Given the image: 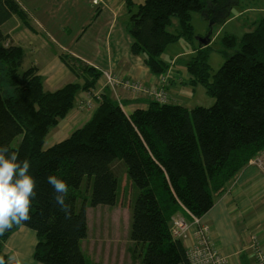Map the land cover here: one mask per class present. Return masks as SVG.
<instances>
[{
  "label": "trees",
  "instance_id": "1",
  "mask_svg": "<svg viewBox=\"0 0 264 264\" xmlns=\"http://www.w3.org/2000/svg\"><path fill=\"white\" fill-rule=\"evenodd\" d=\"M124 1L120 20L133 39L131 51L143 57L152 74L163 75L170 67L160 57L167 44L193 38L191 12H202L210 23H219L237 0ZM14 16L25 25L29 22L16 0H0V145L31 162L37 195L31 220L0 235V257L7 264L4 243L15 229L25 226L37 235L32 254L36 261L94 264L80 247L88 227L85 210L75 203L87 198L82 182L90 176L95 179V205L114 204L118 173L123 170L138 189L131 205L129 238L142 248L144 264H188L185 243L170 231L172 214L182 209L203 216L212 208L215 194L264 151V17L252 22L239 41L231 35L223 38L236 49L225 52L213 74L207 61L209 38L186 62L187 84L193 89L202 85L215 99L211 106L188 108L150 100L148 107L126 114L105 94L82 126L45 148L46 134L73 107L77 90H89L101 72L60 52L61 61L85 81L44 90L37 66L22 68L24 49L2 29ZM172 18L179 22L178 33L167 29ZM49 175L68 185L70 218L55 202Z\"/></svg>",
  "mask_w": 264,
  "mask_h": 264
},
{
  "label": "crops",
  "instance_id": "2",
  "mask_svg": "<svg viewBox=\"0 0 264 264\" xmlns=\"http://www.w3.org/2000/svg\"><path fill=\"white\" fill-rule=\"evenodd\" d=\"M16 1L24 10L29 22L25 25L19 17L14 16L13 26L7 33L13 32V36L9 34L11 41L24 49L25 58L29 50L21 45L22 40L32 36V41L36 44H33L32 48L29 46L31 52L46 58L43 64L38 60L30 61L31 65L38 68L43 88L45 83L53 85L56 89L61 87L57 86L56 82L59 79L67 81V74L74 76L64 84L84 83L83 75H76L61 61L59 53L65 52L100 72L110 70L130 84L136 82L140 88L163 89L165 92L164 101H159L148 93L136 89L137 87L133 89L117 85L111 89L105 85V79L101 74L89 90H77L73 107L46 134L45 148L68 137L72 131L82 126L92 116L105 94L118 101L126 114L137 108L148 107L150 100L188 107L183 97H190L195 93L191 92L195 88H190L187 84L190 78L187 68V73H184L172 63L163 75H154L143 57L131 51L133 39L120 20L125 11L124 0ZM41 38L47 43L49 54H42L45 46L40 44ZM77 78H82V82L77 81ZM263 154L264 151H261L252 157L226 188L215 194L212 208L201 216V221L210 227L213 245L228 257L229 264H257L252 252L254 243L260 245L264 251V166L251 163ZM83 181H86L87 185L88 182L93 183V192L95 191L94 177L86 176ZM82 190L87 196L84 187ZM91 202L95 206L93 197ZM75 206L85 210L86 199L76 202ZM176 213H183L190 220L188 213L182 212V209L172 216ZM94 230L95 236L84 241L83 245L80 241L84 255L92 263L100 264L104 261L106 264H115L119 261V264H125L130 258L134 261V257L129 253L130 247L127 248L125 241L121 249L117 244L118 249L113 254L111 248L113 242L101 237L104 229L98 226ZM182 240L186 247L194 244L193 227L188 237ZM36 243V232L28 227L19 226L9 235L3 246V251L8 255L7 264H43L32 256ZM111 258L115 261L108 260Z\"/></svg>",
  "mask_w": 264,
  "mask_h": 264
},
{
  "label": "rangeland",
  "instance_id": "3",
  "mask_svg": "<svg viewBox=\"0 0 264 264\" xmlns=\"http://www.w3.org/2000/svg\"><path fill=\"white\" fill-rule=\"evenodd\" d=\"M137 2H142L144 0H136ZM229 15L225 21L219 23H210L208 18L198 11L191 12L190 22L193 28V38L192 40H186L181 37L180 39L167 44L164 48L160 57L169 65L174 64L175 68L182 70L184 73L186 71V62L191 60L190 58L194 56L195 48L209 38L210 42V51L208 53V63L211 68V74H213L224 62L225 52L232 53L236 47L232 48L226 45L224 42V37L226 35L233 36L237 41L243 36L245 31L251 30V23L264 17V0H237L234 4L231 5L228 11ZM13 26V17L5 22L2 25V29L7 32L9 28ZM167 29L172 33H178L180 30L179 22L177 18H172L171 24ZM13 36V32L9 33ZM36 44L32 41V36L30 38L26 37L22 40V46L27 48L25 61L22 68H27L31 59L38 60L40 64L46 62V58L40 55H37L31 52L30 48ZM45 46L43 50V55L49 54L50 51L47 48V43L41 38V43ZM30 46V48H29ZM205 46V45H203ZM179 53V54H177ZM107 70V69H106ZM67 81L70 77L74 76L72 74H67ZM67 81H62L59 79L56 84L57 86H63ZM77 81L82 82V78H77ZM53 85L45 83V90H54ZM56 89V88H55ZM195 92L190 97H183L188 105V107L193 106H211L215 99L208 95L205 91V88L202 85L195 87ZM58 129V127L56 128ZM54 131V130H53ZM19 141V137L15 138L13 145L16 146ZM254 161H251V163ZM254 164H256L254 162ZM264 164L262 165V167ZM121 167V166H120ZM121 170V168H120ZM118 173V189L115 203L112 205H93L91 202L93 197V183L86 181L82 182V187L87 191L86 198V208L85 216L87 220V236L81 240L83 245L84 241H87L92 236H95L94 229L98 226H101L104 230L102 231L101 237L106 241H112L113 254L116 249H118L117 244H119V249L123 247V242L127 243V248L132 247L134 250L135 258L134 261L130 258L125 262V264H144L143 262V251L139 246L131 244L130 228H131V205L138 193V189L133 185L129 178H126V173L123 174V170ZM210 215H208L209 217ZM130 241V242H129ZM107 243V242H106ZM122 244V245H121ZM131 253V252H129ZM115 261V259H108ZM100 264H106L102 261ZM115 264H119V261H116Z\"/></svg>",
  "mask_w": 264,
  "mask_h": 264
},
{
  "label": "clouds",
  "instance_id": "4",
  "mask_svg": "<svg viewBox=\"0 0 264 264\" xmlns=\"http://www.w3.org/2000/svg\"><path fill=\"white\" fill-rule=\"evenodd\" d=\"M30 168L28 159L20 160L16 152H9L7 146L0 145V235L32 218L31 204L37 193ZM47 182L54 189L56 204L66 218H70L67 183L56 175H49ZM0 264H5L3 257H0Z\"/></svg>",
  "mask_w": 264,
  "mask_h": 264
},
{
  "label": "built area",
  "instance_id": "5",
  "mask_svg": "<svg viewBox=\"0 0 264 264\" xmlns=\"http://www.w3.org/2000/svg\"><path fill=\"white\" fill-rule=\"evenodd\" d=\"M101 74L105 79V85L111 89H114L117 85L130 88L137 87L136 89L148 93L155 99L164 101L165 92L163 89L149 90L145 87L140 88L136 82L130 84L127 81H123L110 70H102ZM254 162L258 166H262L264 164V154ZM185 213H188L190 220L183 213H176L171 217L170 231L174 237L185 240L191 227H193L194 244L186 247L188 264H229L228 257L218 251L213 245L210 238L209 225L202 222L201 217L188 211ZM252 252L257 264H264V251L260 248V245L254 243Z\"/></svg>",
  "mask_w": 264,
  "mask_h": 264
}]
</instances>
